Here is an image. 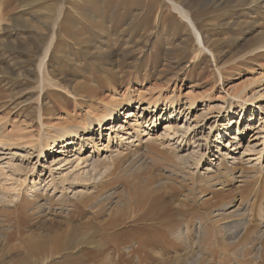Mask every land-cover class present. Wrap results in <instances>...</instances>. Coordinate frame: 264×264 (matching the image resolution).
Here are the masks:
<instances>
[{"label":"rangeland","instance_id":"1","mask_svg":"<svg viewBox=\"0 0 264 264\" xmlns=\"http://www.w3.org/2000/svg\"><path fill=\"white\" fill-rule=\"evenodd\" d=\"M174 1L197 16L206 40L214 42L215 62L199 52L167 0H0L2 232L12 229L2 218L16 203H24L28 234L68 216L72 207L66 200L76 192L114 194L102 204L105 219L120 204L134 215L130 202L160 183L174 211L166 239L177 249L149 254L139 243L143 235L131 238L126 231L114 241L109 261L94 256L88 264H264V138H255L259 129L253 126L264 125V0ZM244 4L251 9H242ZM53 31L48 77L40 80L39 58ZM128 97L135 100L131 108ZM155 101L159 114L148 106ZM164 101L173 102V116L158 119ZM189 101L192 106L183 107ZM118 103L122 111L97 128L95 116ZM244 104L247 121L241 124L250 129L234 140ZM129 110L137 117L127 118ZM85 124L94 126L92 141L73 140L61 152L67 130ZM177 149L187 164L175 162ZM91 159L100 161L95 170ZM244 218L255 234L239 244L224 239L221 226ZM198 226L199 236L209 239L200 238L196 246L190 241L194 248L171 235L187 231L195 240ZM207 230L212 232L205 235ZM101 242L94 229H75L67 240L75 259L92 257ZM7 249L1 241L0 264L23 252ZM59 256L48 262H71ZM33 260L23 264L42 262Z\"/></svg>","mask_w":264,"mask_h":264},{"label":"bare ground","instance_id":"2","mask_svg":"<svg viewBox=\"0 0 264 264\" xmlns=\"http://www.w3.org/2000/svg\"><path fill=\"white\" fill-rule=\"evenodd\" d=\"M167 1L171 4L173 10H175L176 13L183 20H185L187 27L190 28V30L193 34L192 35L190 33L191 35H189L191 37V40H195L196 44L200 47L199 52L203 54V51H205L206 53L210 54V56L214 59V62H215V59H217V58L216 57L214 58V53L211 49V45L214 44V42L209 43L207 41L208 39L206 40V36L204 35V30L202 29V26H201L197 16L195 18V16L189 15L188 14L189 12L185 11V8L183 9V7H181V5L176 3L174 0H167ZM252 2H255V1L253 0ZM241 8L242 9H251L250 4H244ZM57 20L54 23V27L58 25ZM55 36H56L55 32L53 31L52 36L50 37V40L48 39L49 40L48 46L44 50V53L41 54L42 57L39 58L38 69H39L40 80H44V78L46 79L48 77V73L46 72V69H47L46 59L48 58V55H49V52L51 49V44H52V41L55 39ZM192 36L194 37V39ZM263 49H264V45L259 47V50H263ZM259 50L258 49L254 50L252 52L253 55L252 54L251 55L256 56L259 53ZM133 101L135 102V100H133L131 97H128L127 106L129 108L132 107V106L130 107L129 105H131L133 103ZM138 102L140 103V101H136L137 104H138ZM186 105L192 106V103L189 101V103L184 104L183 107H185ZM121 106L122 105L120 103L115 104V106L108 108L106 115L95 116V118H94L95 126L99 129H102L104 126L103 122L105 120H109V119L113 120L114 117L117 115V113H120L122 111ZM148 106L156 114H159V111H161V110H159L160 104L157 103V101H155L153 103L152 102L148 103ZM173 106H174L173 102L164 101L163 110L165 111V113L159 115L158 119H160L163 116H166L167 114L170 117H172L173 112L171 113L170 111L173 109ZM246 110H247L246 104L242 105L240 112H243V117L241 118L240 124L244 120L247 121L246 118H247L248 113L246 112ZM133 111L134 110H129L126 112L127 118L137 117L136 113L134 114ZM155 124H156V122L152 121L151 124H149V125L154 126ZM253 126L256 127V128L253 127L254 129H259L255 133V135L259 136V137H255V138L263 139L264 138V135H263L264 134V125L257 122ZM80 128H82V131L84 132V134H82V135L80 134V131H79ZM93 129H94V126H92V124L91 125L85 124L83 127H79L77 129H73V130H67V132L62 137V140L60 141L61 149H62L61 152L65 153L64 148H68V145L73 144V142H74L73 140H76V141H78V140L92 141V139L89 136H90V133L93 131ZM104 129H106V127ZM249 129H250V127H248V125L246 123L241 124V126L239 128H237V130H236V135H234V137H232L231 139L236 140L237 139L236 136H238V135L243 136L244 133H247V131ZM135 151H136V149H135ZM176 151H175V153H174V151L172 152V153H174L172 157H174L173 159L176 160L175 162H178V164H180V165L187 164L185 161L187 159H184L183 156L178 155V152H179L178 149ZM41 153L42 152H40L39 154H41ZM227 156H228V154H226L225 157H227ZM117 158H120L119 153H118ZM219 158H223V156L220 154ZM57 159H58V157H54V161H56ZM97 160H92V159L90 160V162H91L90 166L93 167L92 168L93 170H95V166L100 162ZM115 160H116V158L112 159L111 162H114ZM84 161H87V159ZM176 166H177V164H176ZM102 175H104V174H102ZM237 178L243 179V177L241 175H238ZM92 179L93 178H91L90 183L92 182ZM94 181L96 183V180H94ZM239 182H242V181L239 180ZM92 184H93V182H92ZM149 187L150 188L148 189V191H145L140 196V199H136L133 202H130V203H132V204H130V205H132L131 210H134V212H135L134 215H132V216L128 215V213L126 212L127 208L124 207V209H121L122 205L120 204V205H116V207H117L116 210L112 214L110 213L111 215H109L108 218H105V219H103L100 216L101 210H102V204H103V202H106L107 200H110L111 198H113L114 194L100 195L97 193L93 194V193H88V192L86 193V192H82V191L79 193L76 192L73 194L74 195V197H72L73 199H67L66 198L67 199L66 201L72 207V210L68 214V216L63 218L62 221H60L58 223L56 222L57 223L56 225L54 224L53 226L52 225H49V226L45 225L44 226V224H43V226H41L37 231H35V232L30 231L28 234H26L24 232V228L26 225V218H27L26 213H25V209H24V205H23L24 203H22V202L16 203L13 207V210L7 211V213L2 218L4 220V221L2 220L3 222L11 224L12 229L10 231H7V232H2L3 231L2 229H1L2 231L0 230V242L2 241L3 243L7 244L8 248H9L7 250L9 252L10 251L11 252L20 251V249H23V252H22V254H20L18 256L16 255L17 256L16 258H10L9 261H7L4 264H23L26 262H31L33 259H36V261L40 260V261H42L41 264L42 263L45 264V262L49 263L48 260H50L51 258L61 255L62 252H65L64 257H61L62 255L59 257L63 258L64 260H68V261L71 260V262L69 264H88L89 261L93 260L94 256L102 257L103 260L105 262H107L111 259L112 252L115 251L114 241H116L117 239H121L122 237H126V236H124L126 234V231H128L127 236H130V234H132V233H134V236L136 235L137 237L139 235H141V236L143 235L142 236L143 238H141L142 240L140 239L141 242H139V243H141V245H140L141 247L146 246V248H148V250L143 248L145 250V252H148L149 254L155 255L154 250H158V251L160 250L163 252L166 251L168 248L171 247V245L169 247L170 241L168 243L169 239L168 240L166 239V234L174 228L173 223H170V221L172 220L171 219L172 215L170 213L174 212V211H173V209L172 210L170 209L171 205L170 206L167 205L166 202L164 201L165 191H164L163 186L160 183H157L156 186L150 185ZM63 197H64L63 193H61V195H60L61 200L63 199ZM50 202L52 203V201H50ZM50 202H49V204H50ZM62 202H63V200H62ZM42 206L43 205H39L38 206L39 209H41ZM86 210L87 211L92 210V212L90 213L89 217L83 219L85 214H86ZM170 210H171V212H170ZM237 212H241V211L237 210ZM2 214H4V213H2ZM153 216L155 217L156 221H154L152 219ZM173 216H176V215H173ZM217 216L221 218V214H217ZM130 218H132L134 221L133 225L131 227L128 226ZM159 218H162L163 220L162 219L159 220ZM147 223H149V224H147ZM249 223H250V221L246 220V218H244V219H241L239 221H236V222H233L230 224L222 225L221 228L223 230V234H222L223 238L226 239L227 241H230V243H235V244H236V242H237V244L246 242L248 240V238L251 237L252 234L253 235L255 234L253 232H250V230L248 229ZM50 224H52V223H50ZM251 226H249V227H251ZM202 227H204V226H202ZM210 227H212V226H210ZM167 228L169 230H166ZM75 229H85L86 231H88L89 229H94V231L101 233V236H102L101 245L99 246V248L92 251L94 254L92 257L88 255V257L87 256H84V257L80 256L77 259L71 258L70 255H72V254H71L70 250H72L74 248V246L68 245L67 240L70 237L71 233ZM201 231H202V228H200V226H198V228L195 231V240H191V239L189 240L190 237H188L189 235H188L187 231H183V232L178 231L176 233L173 232V233H171V235H173V237L176 241H183V244L184 245L186 244L187 249H188V247L194 248L193 245L196 246L197 243L199 245L200 238H201L200 234H202ZM206 232L210 233L212 231H209V230L205 231L204 232L205 235L207 234ZM214 233H216V232H214ZM207 235L209 236V234H207ZM207 235H206V237L202 236L201 242H205L204 238L209 239V237ZM260 236H261L260 233L256 234V237H260ZM130 237L132 238L133 236H130ZM125 239L127 240V238H125ZM125 239H123V240H125ZM215 240L216 239H214V241ZM190 241H193L192 246H191L192 242H190ZM180 243H182V242H180ZM173 245H175V244H173ZM173 245L171 248L175 247V249H177L176 246H173ZM209 249H211V248H209ZM134 250L136 251V249H134ZM136 256H137V254H136ZM119 259L121 260V258H119ZM261 262H264V254H263V257L261 258ZM38 264H39V262H38Z\"/></svg>","mask_w":264,"mask_h":264}]
</instances>
